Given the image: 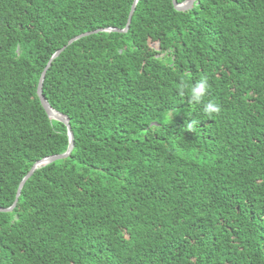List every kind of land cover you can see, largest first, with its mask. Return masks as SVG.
<instances>
[{"label": "trees", "instance_id": "16d2710c", "mask_svg": "<svg viewBox=\"0 0 264 264\" xmlns=\"http://www.w3.org/2000/svg\"><path fill=\"white\" fill-rule=\"evenodd\" d=\"M133 1L0 0V207L67 149L36 93L64 45L42 94L74 138L0 212V264H264V0H137L67 44Z\"/></svg>", "mask_w": 264, "mask_h": 264}, {"label": "water", "instance_id": "95a60500", "mask_svg": "<svg viewBox=\"0 0 264 264\" xmlns=\"http://www.w3.org/2000/svg\"><path fill=\"white\" fill-rule=\"evenodd\" d=\"M195 1L196 0H183L181 2H178L177 0H172V4H173V7L176 10L183 11V10L190 9ZM136 2H137V0H134L132 5H131V8H130V11H129V14H128V18H127V22H126L124 28L118 29V28L108 27V28H98V29H94V30H91V31H86V32L80 33V34L72 37L71 39H69L67 44H70V43H72L73 41H75V40H77L79 38H82L84 36H87V35H90V34H93V33L104 32V31H106V32H120V33L126 32L128 27H129V24H130V21H131V17H132ZM65 47H66V45H64L60 49L56 50L51 55V57L49 58L48 62L46 63V65L44 67V69L40 73V76H39V79H38V83H37V87H36V93H37V96H38V98L40 100V103H41L43 109L45 110L46 114L48 115V117L50 119H54L56 121H59V122L63 123L66 126L67 136H68L67 149H66L65 152H63L61 154H55V155L46 156V157L36 161L35 163H33V165L30 167L29 171L26 173V175L22 178V180L19 183V185L17 187L15 199H14V202L12 203V205L9 206V207H0V212H9L15 207V205L17 203V200H18V197L20 195L21 189H22L25 181L31 176V174L36 169H38V168H40V167H42V166H44V165H46L48 163H51V162H53L55 160L64 159V158L68 157V155L70 154V152H71V150L73 148L74 138H73L72 130H71L70 125L68 123L67 116H65L62 113H60V112L56 111L55 109H53L49 105V103L47 102V100L45 99V97L42 94V84H43V79H44L46 70L50 66L52 59H54L59 54V52H61Z\"/></svg>", "mask_w": 264, "mask_h": 264}, {"label": "clouds", "instance_id": "9594fccd", "mask_svg": "<svg viewBox=\"0 0 264 264\" xmlns=\"http://www.w3.org/2000/svg\"><path fill=\"white\" fill-rule=\"evenodd\" d=\"M208 87L207 77H202L191 87H189L184 82H181V84L178 86V94L180 96H184L187 92L189 96V103L193 105H200L203 103V99L207 94ZM220 111L221 109L213 101H209L203 106V114L207 117L219 115ZM198 124V121L191 119V123H187L186 132L195 134Z\"/></svg>", "mask_w": 264, "mask_h": 264}, {"label": "bare ground", "instance_id": "6f19581e", "mask_svg": "<svg viewBox=\"0 0 264 264\" xmlns=\"http://www.w3.org/2000/svg\"><path fill=\"white\" fill-rule=\"evenodd\" d=\"M64 115V114H63ZM66 116V115H65Z\"/></svg>", "mask_w": 264, "mask_h": 264}]
</instances>
